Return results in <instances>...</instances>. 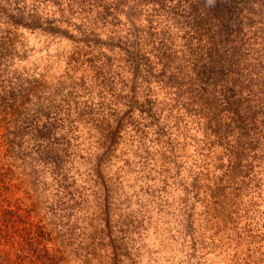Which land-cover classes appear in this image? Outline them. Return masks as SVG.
Here are the masks:
<instances>
[{"label": "trees", "instance_id": "16d2710c", "mask_svg": "<svg viewBox=\"0 0 264 264\" xmlns=\"http://www.w3.org/2000/svg\"><path fill=\"white\" fill-rule=\"evenodd\" d=\"M1 1L23 16L0 13V264H70L75 254L88 249L85 226L99 223L105 201L92 194L101 174L96 167L79 165L76 143L87 129L88 138L105 147L107 156L115 149L110 139L116 144L122 130L112 124L118 110L109 117L103 106L80 95H39L28 54L8 25L11 19L35 28L40 26L37 18L60 25L64 14L77 12L75 21L128 24L134 39L129 41L127 68L135 76L139 70L145 73L133 83L143 96H129L128 108L139 110V98L158 103L167 94L174 100L170 111L190 105L181 133L192 127L203 136L205 127L208 137L213 126L223 124L224 108L219 134L227 137L229 128L230 138L235 137L228 149L227 140L220 142L224 136L217 137L216 144L226 146L213 164L219 160L223 173L226 158L227 166L233 162L248 176L245 186L258 181L256 197L264 192V167L254 168L242 156L245 151L239 153L264 141V0ZM21 6L31 16H24ZM39 33L34 34L47 35ZM117 38L127 39L120 32ZM148 110L139 112L154 127H163L165 118L150 106ZM236 127L240 132L234 133ZM206 150L201 155L211 156L212 150ZM78 160L84 161L81 155ZM245 236L241 230L238 241L245 242ZM240 254L235 255L244 260Z\"/></svg>", "mask_w": 264, "mask_h": 264}, {"label": "rangeland", "instance_id": "374dc122", "mask_svg": "<svg viewBox=\"0 0 264 264\" xmlns=\"http://www.w3.org/2000/svg\"><path fill=\"white\" fill-rule=\"evenodd\" d=\"M5 3L0 2L1 14L23 16L14 13L13 4ZM22 10L24 16H31ZM76 14H64L65 22L60 25L46 24L43 18H37L42 27L26 26L17 19L8 24L21 39L23 53L28 54L29 71L39 95H80L103 106L101 110L109 117L118 110L112 124L122 130L116 144L109 141L113 152L109 150L106 156L105 147L90 140L87 129L76 143L79 165L96 167L101 174L91 192L105 201V209L96 226L92 222L85 226L89 228L88 249L75 254L70 264H264L263 190L256 197L258 181L251 180L245 186L248 176L233 162L227 166L226 158L222 159L227 167L223 173L219 160L213 164L226 146L217 145V137L224 136L220 142L227 140V149L235 137L230 138L229 128L227 137L219 134L226 119L224 108L223 124L213 126L209 137L205 127L203 136L192 127L181 133L190 105L170 111L174 100L167 94L158 103L139 98L140 109L131 110L129 96H143L133 83L143 80L145 73L139 70L133 75L125 62L129 41L134 39L130 26L109 19L90 23L78 17L75 21ZM39 31L47 35L34 34ZM118 32L127 39H118ZM136 65L142 67L138 61ZM149 106L160 119L165 118L163 127H154V122L139 112ZM236 130L240 132L239 127L234 133ZM206 148L212 150L211 156L201 155ZM243 151L242 156L254 168L264 167V141L239 153ZM80 155L83 162L78 160ZM126 156L129 162L123 161ZM202 158L204 164L200 163ZM241 230L246 233L243 243L237 239ZM238 252L247 263L235 255Z\"/></svg>", "mask_w": 264, "mask_h": 264}]
</instances>
